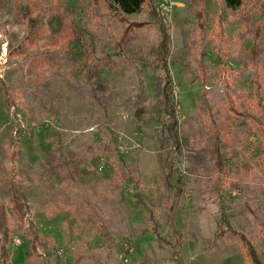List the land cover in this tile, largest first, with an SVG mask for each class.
<instances>
[{"label":"rangeland","instance_id":"374dc122","mask_svg":"<svg viewBox=\"0 0 264 264\" xmlns=\"http://www.w3.org/2000/svg\"><path fill=\"white\" fill-rule=\"evenodd\" d=\"M34 1L0 0V204L24 203L22 217L8 211L0 264H243L224 218L264 263V109L252 99L259 82L264 101V0H151L133 14ZM59 16L79 42L59 38Z\"/></svg>","mask_w":264,"mask_h":264},{"label":"trees","instance_id":"16d2710c","mask_svg":"<svg viewBox=\"0 0 264 264\" xmlns=\"http://www.w3.org/2000/svg\"><path fill=\"white\" fill-rule=\"evenodd\" d=\"M110 7L114 8L117 13L121 14H133L139 12L147 1L151 0H106ZM227 8L229 9H237L240 8L244 0H224ZM34 0H28V4H34ZM152 12V11H150ZM30 21V26H34V19L32 17H28ZM56 31L62 40L69 42H79L80 41V33L71 24L64 18L63 16H59L56 21ZM159 32L160 39L157 45V49L154 51V59L156 60V65L165 71L166 81L165 84L161 87L162 94V111L169 118V122L167 124L166 129L168 130V134L170 139L174 145H179L178 137H177V107L173 101L172 89H171V78L169 75L168 69V57L170 55V37L166 32L164 24H159ZM33 36V30L30 32L29 37ZM260 83L256 82L253 85L252 90V99L256 103V106L264 109V101H262V97L260 94ZM242 110V108H239ZM220 153L217 152V157H220ZM170 168V167H169ZM217 169L221 170V161L217 159ZM172 176V169L170 168L165 175L166 184L170 187L175 188L174 198H178L180 194L181 181L178 179L177 183H171L170 179ZM10 205L7 206L4 203L0 204V232L3 233L4 237H7L9 231V225L7 222L8 211H11L14 215L22 217L24 212L22 211V207L24 203H22L17 195H13L11 199H9ZM172 206L171 209L172 210ZM227 227L228 231L235 236L240 241V247L244 256L245 264H264L260 258L258 250L254 247L252 242H250L244 233L237 231L234 229L224 218L222 220Z\"/></svg>","mask_w":264,"mask_h":264},{"label":"crops","instance_id":"0c3cea01","mask_svg":"<svg viewBox=\"0 0 264 264\" xmlns=\"http://www.w3.org/2000/svg\"><path fill=\"white\" fill-rule=\"evenodd\" d=\"M204 250H205V249H204ZM204 250H203L202 246L200 245V246H199V252H203ZM241 254H242V253H241ZM241 256H242V259H243V264H245L244 256H243V255H241Z\"/></svg>","mask_w":264,"mask_h":264},{"label":"built area","instance_id":"2783aa9c","mask_svg":"<svg viewBox=\"0 0 264 264\" xmlns=\"http://www.w3.org/2000/svg\"><path fill=\"white\" fill-rule=\"evenodd\" d=\"M17 242H18V240H17Z\"/></svg>","mask_w":264,"mask_h":264}]
</instances>
